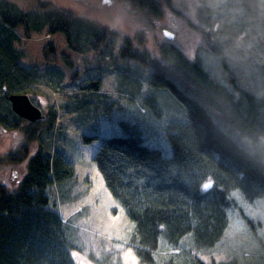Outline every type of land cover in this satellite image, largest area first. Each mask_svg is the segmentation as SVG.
<instances>
[{
	"label": "trees",
	"instance_id": "obj_1",
	"mask_svg": "<svg viewBox=\"0 0 264 264\" xmlns=\"http://www.w3.org/2000/svg\"><path fill=\"white\" fill-rule=\"evenodd\" d=\"M120 1L141 13L162 14L161 0ZM39 4L44 11L34 14L0 0V134L22 130L24 144L10 161L26 164L14 190L0 185V264H77L74 251L84 254L83 245L73 239L78 216L65 220L54 195L66 199L75 165L61 152L48 154L41 143L60 130L58 115L52 109L45 115L30 97L44 116L30 123L13 112L9 101L43 80L38 67L22 64L26 55L19 48L43 32L63 36L67 49L84 57L80 63L59 56L54 44L43 52L45 62L63 65L49 79L58 80L54 90L66 99L62 111L84 114L88 135L83 142L98 144L92 164L128 219L125 248L140 264H264V221L252 210L264 203V93L247 92L233 81L229 88L219 85L202 63L185 58L171 42L159 46L160 58L142 54L128 39L119 49V39L108 29ZM200 6L202 29L245 36L252 63L264 65V0H205ZM85 35L91 38L86 49L81 46ZM91 65L99 77L77 85L93 72ZM133 65L142 82L132 77ZM112 73L122 93L118 98L105 90L104 79ZM72 85L79 92L67 94ZM162 99L177 107L182 120L164 123ZM35 142L43 148L30 156L28 145ZM206 183L213 184L211 189L203 188ZM238 222L257 240L260 255L248 258L236 251L220 263L201 259L215 253L230 225ZM88 258L95 261L91 253Z\"/></svg>",
	"mask_w": 264,
	"mask_h": 264
},
{
	"label": "rangeland",
	"instance_id": "obj_2",
	"mask_svg": "<svg viewBox=\"0 0 264 264\" xmlns=\"http://www.w3.org/2000/svg\"><path fill=\"white\" fill-rule=\"evenodd\" d=\"M9 1L26 13H42L44 10L39 3L52 4L58 10L73 12L79 19L94 22L108 29L113 38L119 39V49L128 39L142 54L148 53L152 58L162 57L159 55V46L171 42L181 49L185 58L202 63L209 77L219 85L229 88V81H233L237 87L247 92L259 96L264 93V65L257 67L252 63V49L248 39L227 31L219 32L218 28H211V26L202 29V25L198 22V9L205 0H161L162 14L159 16L150 15L149 12L141 13L132 5L120 0ZM165 29L175 33L174 40H169L163 34ZM83 39L85 40H82L81 46L85 49L90 48L91 38L85 35ZM65 43L63 36H49L46 32L34 33L30 40L22 42L19 48L26 55L22 64L29 68L38 67L43 80L20 93L27 94L34 99L45 115L50 109L57 113L56 126L61 131L59 130L53 136H46L41 143L48 154L55 151L61 152L76 168L75 177L66 186V199L60 200L57 192L54 193L65 220L73 215L78 216L77 223L72 227L73 239L83 245L84 254L74 251V259L77 264L87 261L90 264H109L110 262L116 263V261L119 264H126V262L132 264L133 259L136 264H140L133 252L125 248L128 219L123 209L109 195L101 175L92 164V157L98 144L96 141L83 142V138L88 135L82 121L84 114L62 111V104L66 99L64 96L60 97L59 93L54 90L56 86L54 82L58 80L55 77L49 79L52 78L51 75L63 69L61 68L63 65L58 61L47 63L43 59V52L50 44H54L59 56L67 55L72 60L79 59L80 63L83 62L84 57L73 55ZM101 48H104V44ZM219 50L225 54L221 56ZM88 59L91 60L92 55H88ZM137 66H132V71H135L132 77L142 82L141 72L136 69ZM91 67H93V72L90 76L80 77L77 85L85 84L91 80L90 78L99 77L100 73L96 71V65H91ZM111 76V79H104L105 90L117 98L121 97L122 93L116 89L118 84L116 76L114 73ZM77 85L69 87L67 94L79 92ZM159 102L161 111L167 116L164 123L182 120L183 114L177 107H174L173 103L165 99ZM24 125L22 124L21 127ZM157 125L155 124L156 128ZM41 143L35 142L28 145L30 156L43 148ZM22 144H24L22 130L5 129L1 132L0 185L10 190H14L26 174V164H14L10 161V156L18 152ZM93 147H96L95 151ZM252 210H254L253 216L264 221V203L257 202ZM242 224L238 222L230 225L215 253L201 255V259L206 263H220L231 258L233 256L231 253L236 251L244 252L248 258L252 255L251 253L259 256V251H257L259 243ZM260 232V237L264 241V227L260 228ZM90 253L95 261L91 262L88 258ZM213 260L216 262H212Z\"/></svg>",
	"mask_w": 264,
	"mask_h": 264
},
{
	"label": "water",
	"instance_id": "obj_3",
	"mask_svg": "<svg viewBox=\"0 0 264 264\" xmlns=\"http://www.w3.org/2000/svg\"><path fill=\"white\" fill-rule=\"evenodd\" d=\"M164 35L169 38V40L175 39V34L171 33L168 30L164 31ZM3 94H6V89L3 90ZM9 101L12 106L13 112L30 123H35L37 121L43 120V112L39 107H37L31 100V98L25 94L11 95ZM211 187L213 186L212 183ZM211 187L209 189H211ZM207 189V190H209ZM81 264H90L88 261Z\"/></svg>",
	"mask_w": 264,
	"mask_h": 264
},
{
	"label": "snow or ice",
	"instance_id": "obj_4",
	"mask_svg": "<svg viewBox=\"0 0 264 264\" xmlns=\"http://www.w3.org/2000/svg\"><path fill=\"white\" fill-rule=\"evenodd\" d=\"M210 187H211L210 183H206V184L203 185V188L205 190L209 189ZM126 264H127V262H126ZM132 264H136L135 259H133Z\"/></svg>",
	"mask_w": 264,
	"mask_h": 264
},
{
	"label": "flooded vegetation",
	"instance_id": "obj_5",
	"mask_svg": "<svg viewBox=\"0 0 264 264\" xmlns=\"http://www.w3.org/2000/svg\"><path fill=\"white\" fill-rule=\"evenodd\" d=\"M165 30H168V29H165ZM165 30H164V31H165ZM164 31H163V34H164ZM168 31H170V30H168ZM170 32H171V31H170ZM171 33H173V32H171ZM173 34H175V33H173Z\"/></svg>",
	"mask_w": 264,
	"mask_h": 264
}]
</instances>
